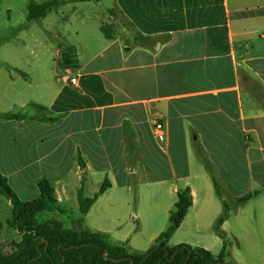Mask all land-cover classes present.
I'll use <instances>...</instances> for the list:
<instances>
[{
  "label": "crops",
  "instance_id": "0c3cea01",
  "mask_svg": "<svg viewBox=\"0 0 264 264\" xmlns=\"http://www.w3.org/2000/svg\"><path fill=\"white\" fill-rule=\"evenodd\" d=\"M112 10L152 40H108L102 26L114 23L101 22L95 53L68 38L52 62L0 61V115H22L0 119V172L26 202L50 182L56 202L38 224L99 233L132 254L168 231L179 191L189 190L167 247L264 264V0H112L103 15ZM18 27L6 26L3 43L21 55ZM106 180L83 213L80 191L93 199ZM2 228L0 253L22 240Z\"/></svg>",
  "mask_w": 264,
  "mask_h": 264
},
{
  "label": "trees",
  "instance_id": "16d2710c",
  "mask_svg": "<svg viewBox=\"0 0 264 264\" xmlns=\"http://www.w3.org/2000/svg\"><path fill=\"white\" fill-rule=\"evenodd\" d=\"M102 0H47L43 3L31 2L28 6V21L45 19L53 10L71 2H101ZM112 16L117 14L111 11ZM102 32L108 40L115 38L114 25H103ZM138 41H151L152 38L137 36ZM22 115L5 114L0 119H18ZM199 156L209 169V163L202 151ZM110 186L105 181L100 191L93 199H84L80 191L78 201L83 213L88 212L91 205ZM217 193L220 189L215 182ZM40 197L33 201H22L9 185L7 178L0 172V195L11 202L12 217L9 225L22 235L20 242H12L9 253H0V264H232L225 260L224 250L216 258L202 248H192L181 244L173 248L166 246L168 239L182 224L192 205L189 190L179 191L178 202L170 213L171 226L167 232L160 235L154 246L144 254H132L123 246H113L105 235L99 233H76L65 229L60 223L51 221L38 224L35 217L49 209L56 202L54 189L47 179L39 183ZM250 197L242 200L245 201ZM230 210L225 205L216 232L220 235V226ZM221 236V235H220Z\"/></svg>",
  "mask_w": 264,
  "mask_h": 264
},
{
  "label": "rangeland",
  "instance_id": "374dc122",
  "mask_svg": "<svg viewBox=\"0 0 264 264\" xmlns=\"http://www.w3.org/2000/svg\"><path fill=\"white\" fill-rule=\"evenodd\" d=\"M47 0H0V61L5 56L14 59L23 58L26 62L39 59L42 61L52 62L56 57V49L63 44L66 45V39L70 38L71 43L77 45L80 54L85 51L81 46L88 47L86 51L95 53L99 50V39L103 34L99 31L101 22L111 24L115 28V33L119 35L127 45H137L141 43L137 39V33L133 27L123 20L118 14L112 16L111 11L108 15H103L105 7L112 6V0H103L97 2H71L66 3L63 7L55 9L47 20L28 21V6L31 2L43 3ZM11 8L12 12L6 11ZM11 18V19H9ZM11 20V21H10ZM17 24L21 32L15 33V36L23 38L27 50L18 54L13 47L3 43V37L6 34V26ZM88 29L87 31H85ZM76 32L79 35H76ZM23 33V34H22ZM99 33V37H98ZM16 37V38H17ZM90 48V50H89ZM89 53V52H88ZM50 64V63H49ZM12 217L11 202L4 195H0V223L3 225L6 237L10 239L17 238L16 230L8 223ZM11 245L2 247V252L9 253Z\"/></svg>",
  "mask_w": 264,
  "mask_h": 264
},
{
  "label": "built area",
  "instance_id": "2783aa9c",
  "mask_svg": "<svg viewBox=\"0 0 264 264\" xmlns=\"http://www.w3.org/2000/svg\"><path fill=\"white\" fill-rule=\"evenodd\" d=\"M72 84H76V79H72ZM154 129H155V131H156V134L157 135H159L160 137H161V135H162V130H163V126H162V124H160V123H157V124H155L154 125Z\"/></svg>",
  "mask_w": 264,
  "mask_h": 264
}]
</instances>
